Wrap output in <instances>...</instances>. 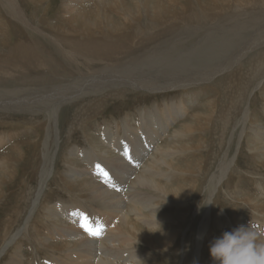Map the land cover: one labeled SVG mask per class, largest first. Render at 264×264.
Masks as SVG:
<instances>
[{"label": "bare ground", "instance_id": "1", "mask_svg": "<svg viewBox=\"0 0 264 264\" xmlns=\"http://www.w3.org/2000/svg\"><path fill=\"white\" fill-rule=\"evenodd\" d=\"M26 1L1 0L0 3L3 10L0 14V111L29 114L34 124L41 123L42 119L46 121L40 151L43 162L38 173V188L31 193L23 192V204L18 203L17 209L8 214L0 227V260L18 237L33 232L44 246L60 254L65 253L52 256L43 264H136L142 255L139 251H130L131 245L138 242L137 237L145 235L148 236L145 241L151 246L158 249L163 244L162 247L168 248L173 243L169 230H160L155 236L160 223L169 220L159 210L171 202L180 205L174 201L180 200L188 190L191 192L197 188L195 184L191 190L184 183L169 184L171 175L168 172L171 170L192 178H196L200 171L201 174L207 173L209 161L208 164L207 161L202 164L193 159L180 164L176 162L181 154H200L203 145L213 147L214 143L219 154L215 157V164L210 161L214 165L209 170L211 191L205 207L198 205L193 219L190 218L189 227L195 219L198 218L199 222L187 264L200 263L207 234L222 230L223 226L231 223L235 227L243 224L234 214L239 206L244 205L248 211L258 214L253 221L264 225V200L255 198L239 185H231V189L227 185L228 180L235 176L232 166L243 142L247 143L246 148L252 158L264 166V126L260 127L263 135L260 139V121L251 109L252 96L258 91L262 94L264 89V0H63L58 12L64 10L68 16L66 21L62 25L48 22V27H43L41 22L34 23L26 16ZM30 1L38 8L36 10L41 9L43 13L52 2ZM3 12L8 16L5 21L1 19ZM114 13L118 14L120 21L114 18ZM12 21L19 26L14 39L8 29L15 25ZM131 30L136 32L137 42L127 39ZM30 31L44 35L57 48V55L63 62L55 61L53 55H46L47 46L32 39ZM127 52L131 54L129 57L124 56ZM11 81L17 82L16 87L7 86L6 83ZM203 86L217 88L207 102L209 107L194 110L190 120L185 118L171 131L172 124L184 116L185 108L186 111L191 110L192 101L178 98L163 103L161 107L155 106L154 110H149L154 111L150 118H141L136 126L105 125L100 133L102 141L116 149L119 155H112V150L96 140L87 129L86 140L91 148L80 150L76 146L70 152L67 150L63 161L68 169L60 172V180L72 192L99 206L91 214L96 220H106L103 231L96 227L99 235L93 236L83 227L85 224L91 227V222L85 219L87 211L84 208L67 205L63 201L64 204L58 202L52 206L45 202L47 179L55 174L52 167L60 147L59 118L64 103L79 104L78 111L71 120H67V131L71 134L77 126L95 117L89 112L93 104H102L108 96H123L127 89L146 92L180 89L184 92ZM89 95L92 98L85 101V96ZM149 111H144L143 115H148ZM168 130L166 141L160 144ZM206 131L213 139L197 140L196 146L190 142L179 143L178 139L187 141L191 134L200 133L203 137ZM247 131L252 132V136L247 135ZM228 140L231 142L229 145ZM3 141L5 137L0 135V143ZM233 143L238 145L236 155L234 151L233 155L230 153ZM72 155H81L85 167H80ZM13 159L11 154L0 155V198L2 186L13 177L9 171ZM137 164L142 165L140 169ZM101 169L108 173L107 178ZM97 178L102 179V183L97 182ZM221 196L230 202L227 212L217 209L215 199ZM28 197L31 198L29 203ZM23 209L24 213L20 214ZM38 209L43 211L46 224L51 220L54 225L44 233L37 229L42 219L37 215ZM183 216L185 218L186 215ZM61 217L66 220H61ZM135 220L151 231L140 230ZM185 221L186 218L179 220V226ZM56 238L67 239L61 241L66 245L59 244ZM185 244L184 239L180 250L183 259L187 255ZM19 250L11 255L7 264H26ZM121 253L129 254L127 260L116 262L115 257Z\"/></svg>", "mask_w": 264, "mask_h": 264}, {"label": "rangeland", "instance_id": "2", "mask_svg": "<svg viewBox=\"0 0 264 264\" xmlns=\"http://www.w3.org/2000/svg\"><path fill=\"white\" fill-rule=\"evenodd\" d=\"M72 1H74V0H72ZM52 2H54V3H52ZM52 2H51L49 9L46 11V13H43V11L41 9L36 10L38 8H36L35 4L32 1L27 0L26 3L24 4L26 16L29 19H31L34 23L41 22V25L43 27H48V24H47L48 22H50V23L52 22L53 25L54 24H61L62 25L66 21V17H68L67 15H65L66 13L64 12V10H62L61 12H58L59 9H61V7H62L61 5H63L62 4L63 0H55V1L52 0ZM69 2H70V0H69ZM0 3H1V0H0ZM49 10H50V12H49ZM2 11L3 10L0 8V14H2ZM36 13H38L40 16ZM114 14H113L114 18L117 21H120L118 14L117 13H114ZM7 17H8L7 14H5V12H3V16L1 19H4V21H5ZM13 23H15V22L12 21V24ZM16 24L17 23H15V25H11V27L8 28L11 30L13 39L17 37V33H18V29H19L18 24L17 25ZM131 32L133 33V30H131ZM132 33H131V35H129L130 37L128 36L127 39L129 41L131 39H133V40H135V42H137L136 32L133 34ZM30 34H31L32 39L38 40L39 42H41L45 46H47L46 47L47 51H45V53L47 52L46 55L47 54H50L51 56L53 55L52 57L56 58L55 61L57 60V62H58L61 60L60 62H63V60L60 59V57L57 55V51H56L57 48H55V46L52 43L50 44V41H48L44 35L38 34L35 31H30ZM141 39H143V38H141ZM128 40H127V42H129ZM129 43H130V45L132 44V46H134L133 43H131V42H129ZM151 43H153V42H151ZM144 44L145 43H143V41H142L143 46H144ZM52 52H53V54H52ZM130 55L131 54H129V52L124 54L125 57H129ZM6 84L8 87L9 86L16 87L17 82L11 81V82H7ZM203 87L198 89V90H197L198 87H193L190 90H184V92L181 91L180 89L166 90V91H162V92H146L143 90L131 91L130 89H127L124 92L126 94H124L123 96H116V97L108 96L107 98L102 100V102H101L102 104H97V105L93 104V106L97 107V108L94 109V107L93 108L91 107V110L89 112L90 113L92 112V114H95V117L88 120V121L83 122L80 126H77L75 128V130L73 131V133H71V134L68 133V131H67L68 130L67 129L68 121L71 120L73 117V114H75L76 111H78L76 109L78 108L79 104H78V102H73V103L71 102V103H66V104L64 103L61 106V115L59 118L60 119L59 123H60V128H61V131L59 134L60 135V139H59L60 140V143H59L60 147L56 151L55 159L53 157L55 163L52 167V170L55 172V174H53L51 178L48 177V179H47V187L45 189V198H44L45 202L50 206H52L53 203H58V202L61 203L62 201L65 202V204H67V205L69 204V205L80 206V207L84 208L85 211H87L86 213L88 214V216L86 215V213H84V216L87 220H89V222H91V227L93 229L97 230L96 227L99 226V229L103 231L105 229L104 227L106 225V220H104V219H102V220L97 219L96 220L95 217L91 216V214H94L95 211L98 210L99 206H97L96 203L91 202L90 200H88L86 198H83L81 195H78L77 193L72 192L60 180L61 179L59 177V175L61 174L60 172L63 173L64 171H66L68 169L67 165H65V163L63 161V157H64L65 153L67 152V150L70 152V149L72 147H76V146L80 150H83L84 148L85 149L91 148L88 141L86 140V135H85L86 129L89 130L88 132L92 136L94 135L93 137L96 140L100 141L104 145L105 143L102 141L103 140L102 134H100V133H102L103 127L105 125L110 126V125H113L114 123H118L120 126H122V125L136 126L135 123H138V121L141 120V118L142 119L150 118L151 113H154V111L150 112L149 110H154L155 106L161 107L163 103L170 102V101H172L174 99H178V98H182V99L185 98V100L188 102L192 101L191 102L192 105L189 108L191 110L186 111L187 108H185L184 116L180 117L176 122H174L172 124L171 128L169 129L171 131L174 127L177 126V124L184 121L185 118H186L185 120H190V118L192 117V113H194V110H205L209 107V103L207 104V102L211 97H213L215 95L217 88L211 87V86H205L204 88ZM258 93H259V95H258ZM258 93H256L251 98L252 99L251 109H253L256 119H258L260 121V124H259L260 126L258 127V131H259V136H261L260 139H262L263 135H262V132L260 131V127L263 128V126H264V96H262L264 93V89L261 92L262 94H260L259 91H258ZM91 98H92V95H89L87 97L85 96L84 99H86L85 101H87ZM257 100L260 101L261 104ZM76 104H77V106H76ZM221 107H223V105H221ZM144 111H149V114L143 115ZM142 115H143V117H142ZM259 115L262 117V119ZM40 117H39V119H40ZM8 119H9V121H8ZM26 120H28V121H26ZM5 121H7V122H5ZM32 122H33L32 116L29 114H20V113H15V114H13V113L9 114L8 113V114H6L3 111H0V135H2V136L4 135V137H5V141L0 143L1 144L0 151H2V152H0V155H6V154L10 155L11 154V157L14 158L12 161H10L11 166L9 168L11 176L13 175V177L10 180V182L3 185L1 188V192H3V195L1 196L2 198H0V201H1L0 202V227L4 224L6 217L9 216L8 214L13 212L14 209H17L16 205L18 203L23 204V202H24V200L22 199L23 198V192L25 191L27 193H31L36 188H38V184H37L38 173L40 171L41 164L43 162V157H42L40 151H41V146H42L43 139H44L43 137L45 134V123H46V121L42 119L41 123L34 124ZM15 123L18 126H16ZM216 125L221 126V124H217V123H216ZM22 126H24V128ZM8 130H10V131L8 132ZM99 130H101V131H99ZM169 130L166 133V135L159 141L160 144L162 142L166 141V138H167L168 134L170 133ZM227 130H228V128H227ZM6 131H7V133H6ZM93 131H95V132H93ZM1 132H2V134H1ZM8 133H9V135L12 133V134H14V136L10 135V137L8 138V136H9ZM252 134H253L252 132L247 131V135L252 136ZM99 135H101V136H99ZM203 139H205V141H207L208 139H213V137L210 135L209 131H206V133L203 137L200 136V133H195V134H191L190 139L187 141H184V140L182 141V139H178V140H179L180 145H183L185 142H190V144H193V146H196L197 140L202 141ZM7 140H9L10 142ZM171 142H172V140H171ZM230 143L231 142H229V140H228L227 145H229ZM15 145H17V146L15 147ZM212 145H213V147L208 146L207 148L204 147L206 145H203L202 146L203 148L200 151V154L190 152L189 154L184 153V154H181L179 157L177 156L178 162H176V164L184 163V161L191 160V159H193L194 162H195V160H196V162L200 161L202 164H203V161L205 162V164H206V161H207V164L209 161V167H208L207 173L205 172L206 174L205 173L201 174V171H200V172H198L199 175L198 174L196 175V178H192L191 176L187 177L185 175L183 176V175L172 173V171L169 170L168 174L171 175L170 179L168 180L169 184L184 183L185 186L190 187V190L192 188V184H195V187H197L196 188L197 190L196 189L192 190L193 191V192L191 191L192 193L189 192V190H188V192L184 193L183 197H180V200L174 201L175 203H181L180 205H174V203L171 202V203H168L167 205H165L164 207L160 208L159 211H161L163 216L167 217L169 220H163V223H160V225L155 230V232H158L155 236L159 235L160 230H169L170 233L172 234L171 236H173V243L166 249L164 247H162L163 244H160V248L157 249L156 247L151 246V243L145 241L146 238L148 237L147 235H145L144 237H141V238L137 237L138 242L136 244H132L131 245L132 248L130 249V251H136L137 253L139 251L142 255L141 256L142 258L139 259L136 264H187L188 261L190 260V255L193 252L191 250V247H192L191 242H192V239L194 238V236L196 234L194 232H195V228H197V225L199 222V220L197 218L192 222L191 227H189V225L191 223L190 218L193 219V217L196 213V211H194V210L198 208V205H200L201 207H205V204H206L207 199H208V194L211 191V190H209L211 188V186H208V180L210 178L209 174H210L211 168L214 166L210 163V161H213V164H215V159H216L215 157H217V155L219 154L217 144L214 143ZM241 146H242L241 151L239 150V153H238V149L236 148V147H238V145L236 146L235 143H233V145H232V151L230 152V153H232L231 155H233V153L235 152V155L238 153V156L236 155L235 165L232 166L233 170L235 172V176L234 177L232 176V178H230L228 180L227 185L230 189H231V185H233V186L239 185L240 188L242 190H244L245 192H248V193L250 192L249 194L254 196L255 198H258V199L261 198L262 200H264V195H263L264 194V166L258 162V159L252 158V154L248 153V150L246 148L247 147L246 142H243ZM100 147H102V146L100 145ZM106 147L109 148L110 151L112 150L111 151L112 155H119V152L116 149H112L107 145H106ZM6 148H8V149H6ZM52 148H53V144H51V148L49 150L50 157H51ZM4 149H5V151H4ZM102 150H103V148H102ZM203 151L205 152L204 154H203ZM16 152H17V154H16ZM20 154H23V155H20ZM73 157H74L73 159L76 161V163H78V165L80 167H85V162H84L83 158L81 157V155H74ZM190 157H192V158H190ZM202 158H203V160H202ZM141 166H142L141 164H137V167H139V169ZM91 177H93V176H91ZM96 181L99 183H102V179H100V178H97ZM201 181H203V182H201ZM196 182L198 183V185ZM127 186H128V184H127ZM125 189H126L125 191L128 190L127 187ZM26 190H28V191H26ZM68 192H70V193H68ZM259 192H261V193L259 194ZM124 194H125V192H124ZM221 194L224 196L223 192H221ZM223 196L216 197L217 199H215V202H217V205H218L217 209L220 210V208H222V209L226 210V212H227V211H229L228 207H229L230 202L227 203L228 201L226 199H223V198H225ZM75 198H77V199H75ZM29 200L31 201V198L28 197L27 203H29ZM75 200H76V202H75ZM86 201H89V202H86ZM63 202H62V204H64ZM27 203H26V206L28 205ZM93 204H95V205H93ZM241 206H239V209H241V210L235 209L234 214H235V216L237 215L236 216L237 218H240V220L242 221V223L244 225L248 224L251 220L257 219L256 217H258V214L254 213L250 210L248 211V208H246V206H244V205H241ZM186 208H188V209H186ZM245 209H246V211H244ZM40 210L39 209L37 210V213L39 212L37 215L40 216V218H42V219L40 220L41 221L40 223L38 222V226H37L38 228L37 229L40 230V232L44 233L45 231H47V229L53 228L54 225L52 224L51 220H49V224L51 226L49 224H46V222L44 221V213L42 210L41 211ZM24 211H25V209H23V211H21L20 214H23ZM236 213H238V214H236ZM183 214L186 215L185 218H186L187 222L185 221V223H183L182 226L180 227L179 226V220L185 219ZM240 216L244 217V218L241 219ZM222 218H224V217H222ZM172 219H174V222L172 221ZM61 220H66V219L64 217H61ZM245 220L247 221V223ZM134 222H135V225L140 230L145 231V232L151 231L148 229L149 228L148 226L143 225L139 220H135ZM188 222H189V224H188ZM43 224L45 226H43ZM233 228H235V225L231 223V224L223 226L222 230H216V231L210 232L209 234L206 235V240L204 243V247L202 249V258L200 259L199 264H213L212 258H211L210 253H209V242L214 237L220 236L221 232L230 231V229L232 230ZM1 231H2V229L0 230V234H2ZM34 233L35 232L32 233L33 235L28 234V235H23V236L18 237L15 240V242H13L15 245L12 243L9 246V248L5 251V253L3 254V256L0 260V264H7L8 261L10 260V258L12 257L11 255H14L16 250H19V249L20 250L18 253L21 252L23 254V257H24L26 264H34V263L35 264H43V262H45L46 260H49L50 258H52V256L53 257L59 256V255L63 256L65 254V253L60 254L61 252H59L57 250L55 251V250L51 249L50 247L44 246L41 242H39L37 240L36 235ZM22 237H25L26 239L22 238ZM56 239L59 242V244L66 245V243H63L61 241H67V239H65V240L62 238H56ZM184 239L186 241L185 249H186L187 255H185V258L183 259V257H181L180 250L182 248ZM34 241H35V243L32 244V242H34ZM16 244H18V245L16 246ZM22 244H23V246H22ZM114 251H117V250H114ZM48 252H50V253H48ZM127 252H129V251H127ZM190 252H191V254H190ZM128 255L129 254L123 255V253H121L115 257V260H116V262L126 261L128 258ZM26 256H27V258H26Z\"/></svg>", "mask_w": 264, "mask_h": 264}, {"label": "clouds", "instance_id": "3", "mask_svg": "<svg viewBox=\"0 0 264 264\" xmlns=\"http://www.w3.org/2000/svg\"><path fill=\"white\" fill-rule=\"evenodd\" d=\"M213 264H264V225L251 220L209 242Z\"/></svg>", "mask_w": 264, "mask_h": 264}, {"label": "snow or ice", "instance_id": "4", "mask_svg": "<svg viewBox=\"0 0 264 264\" xmlns=\"http://www.w3.org/2000/svg\"><path fill=\"white\" fill-rule=\"evenodd\" d=\"M98 167H99V166H98ZM101 173H102V175H103L105 178L108 177V173H107V172H104L102 169H101ZM85 219H86V218H85ZM83 227H85L86 230H87L91 235H93V236H97V235L100 234L99 229H97V230H93V229H92L91 227H89L87 224L83 225Z\"/></svg>", "mask_w": 264, "mask_h": 264}]
</instances>
